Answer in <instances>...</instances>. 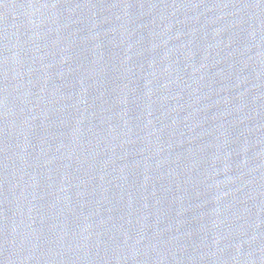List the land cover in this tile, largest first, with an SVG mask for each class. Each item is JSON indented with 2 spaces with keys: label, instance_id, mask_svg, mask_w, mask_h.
Masks as SVG:
<instances>
[{
  "label": "water",
  "instance_id": "1",
  "mask_svg": "<svg viewBox=\"0 0 264 264\" xmlns=\"http://www.w3.org/2000/svg\"><path fill=\"white\" fill-rule=\"evenodd\" d=\"M0 264H264V0H0Z\"/></svg>",
  "mask_w": 264,
  "mask_h": 264
}]
</instances>
